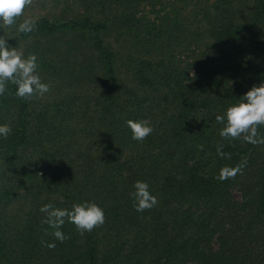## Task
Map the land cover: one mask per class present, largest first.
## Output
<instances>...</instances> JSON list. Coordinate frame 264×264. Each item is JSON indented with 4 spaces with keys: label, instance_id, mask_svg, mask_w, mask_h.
<instances>
[{
    "label": "trees",
    "instance_id": "obj_1",
    "mask_svg": "<svg viewBox=\"0 0 264 264\" xmlns=\"http://www.w3.org/2000/svg\"><path fill=\"white\" fill-rule=\"evenodd\" d=\"M61 1L67 15L7 36L50 90L0 95V264H264V144L222 139L215 119L264 82V0ZM128 120L154 131L133 140ZM136 181L152 209L135 210ZM83 202L104 224L66 220L56 240L41 206Z\"/></svg>",
    "mask_w": 264,
    "mask_h": 264
},
{
    "label": "clouds",
    "instance_id": "obj_2",
    "mask_svg": "<svg viewBox=\"0 0 264 264\" xmlns=\"http://www.w3.org/2000/svg\"><path fill=\"white\" fill-rule=\"evenodd\" d=\"M33 0H0V29L11 28L17 25V20L24 15L26 7ZM36 22L31 18H25L17 26L18 33H31L34 31ZM7 34L0 36V95H4L7 85H15L14 95L23 100H32L34 97H42L49 92L50 84L44 83L38 73V62L35 54L24 55L23 49L10 47L6 41ZM192 74V73H191ZM194 75V74H192ZM218 123L224 124L219 135L224 140L242 139L244 142L259 145L264 144V136H261L259 128L264 127V82L259 86H252L239 102L228 107L224 115L215 117ZM128 128L131 130L132 139L138 142L144 141L154 129L146 120H128ZM12 129L8 124L0 125V137L7 138ZM201 149L203 146H200ZM223 144H217V155L225 159H231L230 153H225ZM246 161L235 167L224 166L219 170L216 179L225 181L234 179L237 174H242ZM134 191L130 196L134 200L135 210L142 212L152 209L158 200L149 191V185L144 181H136ZM40 211L45 214L42 223L47 224L54 231L52 235L61 243L68 237L60 230L65 221L75 225L76 230L83 235L93 229L101 227L105 222L102 208L92 202L73 204L71 210L54 207L48 203L41 206ZM47 234V230H46ZM41 243L51 249L54 243Z\"/></svg>",
    "mask_w": 264,
    "mask_h": 264
},
{
    "label": "rangeland",
    "instance_id": "obj_3",
    "mask_svg": "<svg viewBox=\"0 0 264 264\" xmlns=\"http://www.w3.org/2000/svg\"><path fill=\"white\" fill-rule=\"evenodd\" d=\"M63 2L61 0H33L32 4L25 8L24 15L17 20V25L12 26L11 28H5V33L7 36L14 34L17 31V26L25 18L35 19L38 16H65L68 13L67 10L63 9ZM10 47H16L17 49H25L27 46L24 42H18Z\"/></svg>",
    "mask_w": 264,
    "mask_h": 264
}]
</instances>
